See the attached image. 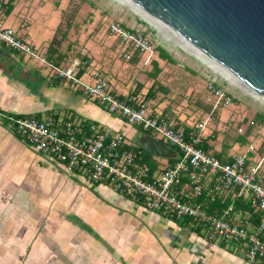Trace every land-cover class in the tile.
<instances>
[{"label":"crops","instance_id":"1","mask_svg":"<svg viewBox=\"0 0 264 264\" xmlns=\"http://www.w3.org/2000/svg\"><path fill=\"white\" fill-rule=\"evenodd\" d=\"M20 1L0 0L1 23L12 27L21 39L37 53H43L49 62L61 67L77 63L75 72L80 77L86 70L93 69L83 52L75 54L79 59L71 58L74 57L71 42L63 47L74 22L72 0H64L67 11L60 20L58 11H63L61 0ZM49 7L55 15L52 25L48 20V15H51ZM44 15L46 24L42 19ZM44 25L46 29H43ZM111 36L117 40L116 36ZM53 39L55 41L51 44ZM44 43L47 47L43 46ZM51 45L55 51L52 58L56 62L47 57ZM36 47L42 50L39 52ZM103 51L108 55L103 53L107 57L102 56V62L99 60L100 70L109 75L112 92L124 97L128 93L117 90V62L114 63L109 48L103 47ZM154 61L161 71L157 58L150 62V67L154 68ZM130 62L136 63V59ZM39 64L44 70L38 67ZM144 69L151 76L149 67ZM145 105L151 115L168 114L167 108L158 111L153 106L150 110L146 102ZM49 115L57 122L72 121L83 125L85 133L90 123L122 133L124 146L140 149L142 155L144 151L149 152L140 144L147 134L163 142L156 132L128 123L97 99L53 74L38 60L0 41V264H264L247 261L245 244L210 240L207 232L194 229L187 217L173 219L163 212L149 211L140 198L118 194L105 183H93L80 171L66 172L60 164L57 170L46 159L48 156L34 151L6 118L44 119ZM176 123L184 126L185 130L190 126ZM192 132H197L196 125ZM201 136L199 144L205 140L208 152L216 157L217 154L222 156V162L238 154L227 152L228 143L222 149L218 148L214 135L208 137L203 131ZM164 144L173 153L165 157L149 152L152 157L145 163L150 167V176L172 165L181 155L176 147L168 142ZM260 150L262 154L264 145ZM153 155L157 157L153 158ZM203 186L199 200L209 211L214 208L217 214H222L216 209L224 201L229 200V204L234 205L237 199L247 202L246 197L235 198L232 193L218 196V203L211 202V178H206ZM180 187L188 190L185 177ZM232 217L237 223L248 220L249 230L258 223V215L253 211L234 208Z\"/></svg>","mask_w":264,"mask_h":264},{"label":"built area","instance_id":"2","mask_svg":"<svg viewBox=\"0 0 264 264\" xmlns=\"http://www.w3.org/2000/svg\"><path fill=\"white\" fill-rule=\"evenodd\" d=\"M108 31L120 40L123 47H131L140 53L145 64L155 58L156 48L142 32L129 29L118 20L108 23ZM0 41L38 60L53 74L97 99L128 123L156 132L176 147L181 155L172 165L150 176L149 165L138 162L142 151L126 148L122 133L99 128L95 123H90L85 133L83 125L72 121L57 122L51 115L44 119L6 116L9 124L34 151L52 157L66 172L80 171L93 183H105L118 194L140 198L144 208L149 211L163 212L173 219L189 218L190 225L194 229L206 230L210 240L219 237L245 244L248 262L254 263L264 258V178L260 175L264 155L253 162L249 154L259 153L253 144L248 145L246 152L233 154L229 161L222 162L198 147L202 132L212 120L211 112L203 115L197 123V132L187 137L184 126L177 125L166 116L149 114L144 99L132 94L124 97L115 95L109 86V75L100 70L89 73L90 82L84 80L75 72L77 63L61 67L49 62L43 53H37L27 41L21 39L12 27L1 22ZM123 56L130 59L131 53L125 52ZM212 93L215 99L213 108L230 103V96L221 88L213 86ZM208 175H211V202L228 193L235 198H247L253 213L258 215V223L253 230L247 229L248 220L234 222V203L228 204L222 214L210 212L202 204L199 199ZM184 177L188 190L180 187Z\"/></svg>","mask_w":264,"mask_h":264},{"label":"rangeland","instance_id":"3","mask_svg":"<svg viewBox=\"0 0 264 264\" xmlns=\"http://www.w3.org/2000/svg\"><path fill=\"white\" fill-rule=\"evenodd\" d=\"M72 4L74 7V17H72L74 22L70 27L72 31L69 30L70 33L63 41V47L71 42V54L74 55L71 58L79 59L75 54L79 53L80 55L82 52L88 57L89 66L93 69L83 72L82 79L90 82L92 79L89 73L95 68L100 70L99 60L103 59L102 56L107 57L108 52L103 51V47H107L112 52H110V55L114 59V63L117 62L118 91L137 95L139 98L144 99L150 110L153 106L156 110L159 109L158 111L167 108V118L173 122L190 125L191 128L197 125L203 115L211 112L212 120L207 124L204 134L208 137L214 135L217 139L218 148L222 149L223 145L228 143V153H242L246 152L248 144L251 143L256 147L257 152L261 151L260 148L264 145V121H260L255 116L264 114V101L262 99L252 94L247 88L229 80L224 73H221L206 61L199 59L182 45L166 38L163 33L159 32L157 28L123 0H72ZM66 6L64 0H61L63 11L60 9L58 11L59 20L61 16L63 18V13L67 11ZM48 9L51 12L52 7ZM53 14L51 12V15H48L50 16L48 17L50 25L55 21V15ZM42 19L45 20L43 23L46 24V15ZM111 20H118L125 27L142 32L155 46V59L157 58L161 65V71L157 77L154 78L146 74L145 71L147 70L144 68L149 67L151 73H154L155 69L150 67L151 63L145 64L143 62L140 53L133 52V49L129 50L128 47H123L118 38L116 40L109 35L108 23ZM45 26H43V29H46ZM72 32L73 35H71ZM50 38H52V35ZM45 44L43 46L47 47ZM158 47L164 48L174 59V62L159 59L157 55ZM40 48H37L39 52L42 50ZM84 49H87V52ZM125 52L131 53V57L136 59V63H131L130 59H126L123 56ZM38 67L44 70V67H41L40 64ZM154 81L161 86L154 98L146 99L145 95ZM213 86L221 88L230 96L231 100L228 105H218L213 108L215 101L212 93ZM207 107L210 108L209 111L206 110ZM156 135L167 144L165 139L158 134ZM263 154L264 151L262 154L254 153L249 154V156L253 162H257ZM48 157L46 159L59 170V162L52 157ZM156 157V155H153V158ZM260 175L264 178V159L260 167ZM207 178H211V175H208ZM248 195L247 192L246 196ZM205 232L207 231L205 230ZM221 240L223 239L219 237L214 239L217 243ZM241 245L244 244L241 243Z\"/></svg>","mask_w":264,"mask_h":264},{"label":"water","instance_id":"4","mask_svg":"<svg viewBox=\"0 0 264 264\" xmlns=\"http://www.w3.org/2000/svg\"><path fill=\"white\" fill-rule=\"evenodd\" d=\"M132 1L264 95V0ZM140 144L156 155L173 153L148 134Z\"/></svg>","mask_w":264,"mask_h":264},{"label":"bare ground","instance_id":"5","mask_svg":"<svg viewBox=\"0 0 264 264\" xmlns=\"http://www.w3.org/2000/svg\"><path fill=\"white\" fill-rule=\"evenodd\" d=\"M125 3H127L133 10L141 14L149 23H151L157 30L166 38H169L173 41H175L178 45H182L184 48H186L188 51L193 53L195 56H197L199 59L206 61L209 63V65H212L215 69L218 71H221V73H224L229 80L232 82H235L241 87L247 88L249 91L252 92L255 96L262 99L264 101V95H260L250 89L243 81H241L238 77H236L234 74L229 72L227 69H225L220 64L216 63L215 61L208 58L203 52H201L199 49L194 47L191 43H189L187 40H185L183 37L178 35L173 29H171L169 26H167L165 23L160 21L156 16L150 14L146 10H144L142 7L134 3L132 0H123Z\"/></svg>","mask_w":264,"mask_h":264},{"label":"trees","instance_id":"6","mask_svg":"<svg viewBox=\"0 0 264 264\" xmlns=\"http://www.w3.org/2000/svg\"><path fill=\"white\" fill-rule=\"evenodd\" d=\"M54 41H55V39H53V41H51L52 43L51 44H53L54 43ZM54 48L52 47V45H51V47L48 49V55H47V57H48V59L50 60V61H52V62H56V61H54V59L52 58L53 57V54H54ZM136 52V51H135ZM157 52H158V57L159 58H161V59H166V60H168V61H170V62H174V59L169 55V53L164 49V48H162V47H158L157 48ZM130 60H133V57H131L130 58ZM154 73H151V76L152 77H157V75H158V73L160 72V69L157 67V63L154 61ZM160 86L161 85H159L156 81H154L153 82V84L149 87V89H148V91H147V93H146V95H145V98L146 99H150L152 96H154L155 94H156V92L158 91V88H160ZM206 110H210V108L209 107H207L206 108ZM255 118H257V119H259L260 121H264V114H257L256 116H255ZM192 130V128H189V127H186V136L188 137V135L190 134V131ZM189 133V134H188ZM199 146L203 149V150H205V151H208V145H207V143H206V141L205 140H203V142L201 143V144H199ZM151 156V154L149 153V152H146V151H144L143 152V155L138 159V162H148V159H149V157ZM217 157L221 160V161H224L223 159H222V156H218V154H217ZM220 202L219 200H215L214 202ZM237 202L235 203V209L237 208V209H241V210H247V211H249V212H252V208L250 207V203H249V201L247 200V202H245V201H243L242 199H237L236 200ZM217 202V203H218ZM229 200H227V201H224V203L222 204V206L221 207H218V209H216L218 212H222V210H223V208H225V207H227V205L229 204ZM209 209H210V207H209ZM214 210V208L213 209H211V211L210 212H214L213 211ZM260 262H262V263H264V258L263 259H260L259 260Z\"/></svg>","mask_w":264,"mask_h":264}]
</instances>
